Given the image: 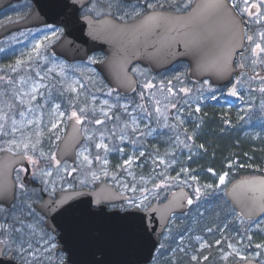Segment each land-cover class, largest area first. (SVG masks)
Listing matches in <instances>:
<instances>
[{
    "label": "rangeland",
    "instance_id": "1",
    "mask_svg": "<svg viewBox=\"0 0 264 264\" xmlns=\"http://www.w3.org/2000/svg\"><path fill=\"white\" fill-rule=\"evenodd\" d=\"M189 1L176 0L179 6L178 9H183L184 5L189 4ZM107 2L108 0H93L90 8L95 3L97 6L96 11L103 9L101 14H109L106 7ZM112 2L114 3L115 0H112ZM153 2L155 0H122L124 10L120 11L114 6L111 9V14L123 16L125 11H131V5L144 6L146 3ZM237 2L240 5L244 4L243 0H237ZM30 9L31 3L28 1L7 8L0 13V26L16 21L14 19L24 16ZM96 11L93 12L96 13ZM49 26L53 29H60L55 25L36 27L30 30L16 31L0 41V77L3 78L0 79V109L7 112L9 117L15 116L17 121L21 120L19 113L21 111L25 112L23 122L26 125L14 136H0V146H12L15 148V146L9 145L8 142L12 139L19 141L22 135L30 136L32 142L35 143L37 139L36 133L40 132V143L34 151L31 148L29 151L39 156L40 159H47L54 154L60 141L56 140V135L62 138L65 133L70 113L75 110L80 114L79 110L81 108L86 110L83 113L87 117L83 122L86 139L79 148L78 154L82 149L87 148L86 155L92 160V164L90 166L87 165L83 158L78 155V161L74 164L67 163L59 168H48L45 172L50 171L52 174L43 177L47 191L94 186L96 182L108 179L122 192L129 194L130 198H140L142 195L141 189H149V192L143 193V195L148 196L149 205L156 199L166 198V192L174 187L189 186L194 191L193 204L191 210L183 215L181 219L185 220L187 219L186 215H190L194 216V221L201 220L205 222L207 218H201L200 215L206 214L207 211H199L196 205L202 197L200 200H196L195 189L199 187L203 193V188L199 186V182L207 180L208 185H211L214 181H217V184L213 185L214 190L225 192L232 175L231 170L236 169L235 164L237 161L245 160L244 158L249 161H264V156L251 157L249 155L229 160L227 164L228 166L233 165V168L225 172L227 173L226 181L223 185H220L219 176L224 173L219 174L214 169L209 172L210 168H208V165L211 161L208 156L209 150H207L205 144L185 142L187 144L185 146L184 143L178 141L176 147V143L170 142L168 143L170 148L160 156L159 150H161L162 144L161 142H154L156 134L163 131V128L170 132L182 130L183 133L180 134L178 139H182L183 134L185 135L184 138L191 137L192 140H197V136H204V128L208 125L207 117L209 116L210 108H237L238 120H241L240 117L242 115L240 113L244 110L246 113H250L249 119H252L256 113L262 112L259 126L264 124V108H262L264 97L261 96L263 101L260 100L257 103V97L253 94L252 81L246 80L242 84L240 97H243V99H239L234 103L225 97V90L219 86L212 85V91L210 92L207 90V86H203L204 81L198 84L191 82L187 76L188 68L182 63L157 74L136 65L133 71L142 80L139 93L131 97H123L112 91V94L109 95L111 88L103 81L101 74L94 66L96 61L104 59L102 52H96L90 57L92 59L89 58L86 61L68 62L66 59L50 53V46L58 40L54 38L51 43H48L41 50L40 57L37 58L33 54L34 58L32 60L28 59V54L32 51L35 43L41 40L44 35L50 34L51 29ZM257 42L264 46V40H260L259 36L257 37ZM259 58L262 59V57ZM17 60L23 61L19 67L16 66ZM14 67L16 71H12ZM50 69L52 71H49ZM61 69L63 70V75H61ZM37 73H39V76ZM177 75L180 76L179 80L175 79ZM76 81L79 83H74ZM168 81H171V85L168 84ZM161 82H163V87ZM148 83H151L153 87H145ZM35 85L42 86L38 87L36 92H32V88ZM69 85L76 87L77 91L72 92L68 87ZM80 85H83V87L81 88ZM169 87L173 89L172 94L168 92ZM181 88L191 89V92L187 94L181 93L179 91ZM141 93H143V97ZM213 94L216 95V100L210 98ZM33 95L36 96L35 100L31 99ZM21 100L25 101V103L21 104ZM104 101H107V104ZM157 101L159 104H157ZM172 104H176L177 107L172 108ZM56 105H60L58 110L55 108ZM122 105H127V112L121 107ZM140 105L146 109V112L138 107ZM197 105L200 107L199 112L195 110ZM248 105H251L250 111H247ZM157 107L160 108V112L156 111ZM101 110L107 112L111 119L104 116ZM60 112L65 113V115L60 116ZM147 113H151V115L148 116ZM133 116L136 117L137 121L135 125L137 128L136 132L132 131ZM177 116L180 117L183 123L176 119ZM97 119L102 120L103 123L96 124L95 120ZM251 119L247 120V122L257 127L256 123H253ZM28 120H32L33 123L27 124ZM57 122V128L50 131L52 123ZM10 123L11 120L9 119L8 124L10 125ZM126 124L128 125L127 127H125ZM259 131L264 132V127L251 130L249 132L251 134L249 142L243 141V139L235 141V145L232 146L234 148L232 153H243L249 146H260L262 148L264 146V133ZM101 133H103V143L108 145L109 151L107 154H105L103 148H96V144L101 142ZM89 136L91 139H88ZM121 136L126 138L121 139ZM200 145H203V147H200ZM147 146L151 147L149 151ZM120 149H123V151H120ZM42 152L44 153L43 156L41 155ZM141 152L144 153L143 156L140 155ZM96 156H100L101 160L97 161L95 159ZM158 157L164 163H160V159H157ZM130 158H132V163L126 165L124 162ZM104 159H107V165L102 163ZM149 165L151 166L149 170L151 177L137 176L142 167ZM73 168L77 170L68 175V172H71ZM182 169L187 171H182ZM105 172L108 174L105 175ZM93 173L98 178L94 179ZM129 173H132V175H129ZM163 176L165 179L162 178ZM192 177H196V179L193 180ZM157 184H160L161 187L155 188ZM69 185H71L70 188L68 187ZM125 185H127V188ZM133 186H135V191H132ZM125 205L126 202L120 204L123 208ZM176 220L177 218L173 220L172 224ZM171 236L172 234L167 232L166 243L169 242L170 238H173ZM220 236H222L221 233ZM233 236L232 238L223 237V239L226 237L229 241L236 243H231L232 248L229 247L227 252L218 255L221 263L226 264L251 252H255L256 256L258 253L264 259V244L261 243L264 240V223L255 225L244 237L235 238L236 236ZM223 239L220 237L217 240L221 241ZM237 241H243L244 246L251 245L253 248L243 247L242 244L240 248ZM178 242L183 245L182 250H178V252H190L192 257L195 256L196 258L201 253L207 254V249L210 246V241L203 235L193 237L192 242L181 237ZM257 244L262 245V247L257 248ZM201 245H204V247H201Z\"/></svg>",
    "mask_w": 264,
    "mask_h": 264
},
{
    "label": "water",
    "instance_id": "2",
    "mask_svg": "<svg viewBox=\"0 0 264 264\" xmlns=\"http://www.w3.org/2000/svg\"><path fill=\"white\" fill-rule=\"evenodd\" d=\"M18 1L21 0H0V11ZM32 1V10L24 19L0 27V40L22 29L62 25L65 33L50 46V52L68 61H77L88 59L96 51H103L106 57L96 62L95 67L113 91L124 96L133 94L138 88V78L132 72L133 65L137 63L148 65L157 73L179 61H188V77L191 81L198 83L209 80L220 86L230 84L234 75L242 70L237 67L236 60L245 47L246 30L235 8L230 10L239 25L234 36L228 18L201 7L206 0H195L191 9L184 13L156 10L166 17L194 19L159 23H145V20L140 19L121 21L109 14L102 17L91 14L81 16L82 8L92 0ZM199 18L201 20H196ZM240 29L244 30L243 33ZM225 60L230 64V71L224 76H217L212 65ZM226 96L232 100L238 99L230 95L228 90ZM74 123V119H69L58 145L56 155L59 165L65 160L75 163L78 148L85 141L82 125L77 126L78 131H74ZM5 159H15V163L11 164L12 170L7 173L0 170V183L16 185L14 169L26 159L2 151L0 161ZM55 165L58 166L56 162ZM14 191L16 193V188ZM181 193L191 198L193 195L188 187H178L165 200H155L146 211L136 210L135 216H129L127 211L118 207L108 211L110 204L126 202L129 195L104 179L94 188L61 190L56 193V197L45 194L37 207L48 217V227L61 231L59 241L68 253L66 264H149L173 215L186 213L190 208ZM226 195L242 217L260 218L264 214V175L232 181L227 186ZM64 197H67L64 202L52 211L45 208L49 201H59ZM14 201L0 203L10 207ZM141 216L146 218L149 232L143 230L139 219ZM13 264L19 263L13 261ZM235 264L260 263L248 259Z\"/></svg>",
    "mask_w": 264,
    "mask_h": 264
},
{
    "label": "snow or ice",
    "instance_id": "3",
    "mask_svg": "<svg viewBox=\"0 0 264 264\" xmlns=\"http://www.w3.org/2000/svg\"><path fill=\"white\" fill-rule=\"evenodd\" d=\"M243 3L245 5V7H243L241 9L242 13H247L249 16H254L257 17L256 19V23H260L261 21H264V15L261 14V4H264V0H259L258 3H249V0H243ZM165 4H167L169 7H176L177 9L179 8V6L176 3V0H155V2L153 3H147L144 6L141 5H131V11H125L123 16H119V19H124L125 16L131 15V16H140L142 14V8L146 7L148 10H150V14L145 16V23H159L162 21H166L169 19V17H166L163 15V13L157 12V9H163L165 7ZM116 7L118 10L123 11L124 10V6L122 4V0H115V2L113 3L112 0H108V2L106 3V7L109 11V14H111V9L113 7ZM185 7H187V5H184ZM237 6V0H206V2L201 6L205 9H211L212 11L219 13L223 16H225L226 18H228L230 24L232 25L233 28V35L235 36L236 34V30L238 29L239 25L238 22L235 19V16L231 13V9L235 8ZM96 4H93V7L90 8L88 11H96ZM252 9H255V12L252 11ZM103 9H101L102 11ZM101 11H96L97 15L101 14ZM49 28L51 29L50 34L48 35H44L42 37L41 40H38L35 45L32 48V51L28 54V59L32 60L33 54H35V57H40V53L41 50L47 46L48 43H51L52 40L55 39H59V37L61 35H63V29H53L51 28V26H49ZM243 29H240V32L243 33ZM258 36L260 38V40H264V31H261L258 33ZM247 40L249 42H251L253 40L252 36H247ZM253 57H258L260 53H264V47H262L261 43L257 42L255 43V46L251 49ZM175 55H180V53H174ZM92 59V58H90ZM93 62H95L93 60ZM264 63V61H258L257 59L253 60V63ZM23 63V61L21 60H17L16 61V66L19 67L21 64ZM212 67L215 68L216 70V74L217 76H224L225 74H227L230 71V64L227 60H225L223 63H214L212 65ZM239 67H243V65H239ZM12 71H16V68H12ZM49 71H52L51 69ZM37 75L39 76V73H37ZM61 75H63V70L61 69ZM241 75H243V73H241ZM254 78L256 79H260L261 77H259V75L257 74V76H255ZM0 79H3L2 77H0ZM176 80L180 79V76L177 75L175 77ZM74 83H79L78 81L74 82ZM239 83V80H237V83L233 84L231 88L228 89V92L230 95L234 96V97H240V93L237 90V84ZM168 84L171 85V81H168ZM161 85L163 87V82H161ZM42 85H35L32 88V92H36L38 87H41ZM203 86H207V90L208 91H212V85L209 83L208 80L204 81V85ZM202 86V87H203ZM69 89L72 92H76L77 89L76 87L69 85L68 86ZM80 87L82 88L83 85H80ZM145 87L147 88H151L153 87V85L151 83H148L145 85ZM179 91L181 93H189L191 92V89L188 88H181L179 89ZM259 91H261L262 93H264V86H261V88L259 89ZM168 92L170 94L173 93V89L171 87L168 88ZM112 94V90H109V95ZM27 95V94H26ZM141 96L143 97V93H141ZM212 100H216L217 97L216 95H212L210 97ZM32 100L36 99V96L33 95L31 97ZM240 99H243V97H240ZM25 101L21 100V104H24ZM105 104H107V101H104ZM157 104H159V102L157 101ZM60 107V105H56L55 108L58 110ZM121 107H123L124 111L127 112V105H122ZM141 108L142 111L146 112V109L143 108L142 105L138 106ZM172 108H176V104H172L171 105ZM229 107H231V105H229ZM262 108H264V104H262ZM197 112L200 111V107L199 105H197L196 109ZM251 110V105H248L247 111ZM86 110L84 108H81L79 110V113L75 110H73L70 114L69 119H74L75 123L73 125L74 131H78L77 126L82 125L83 122L87 119L86 116L83 115V113ZM95 111V110H93ZM103 112V110H101ZM157 112H160V108L157 107L156 108ZM21 120L17 121L15 116L9 117L7 112H4L2 109H0V136H9V135H15L18 131H20L21 128H24L26 125L23 122V118L25 116V112L21 111L19 113ZM60 116H64L65 113L60 112L59 113ZM103 115L106 116L108 119H111L110 116H108L107 112H103ZM148 116L151 115V113H147ZM9 119L11 120L10 125L8 124ZM177 120H179L181 123H183V121L180 119L179 116L176 117ZM241 120H244L245 117L241 116L240 117ZM33 121L32 120H28L27 124H32ZM37 123H39V121H37ZM96 124H102L103 121L102 120H95ZM137 121H136V117L133 116L132 118V131L136 132L137 128L135 127ZM225 123H230V121H225ZM6 126H7V130H6ZM58 126V122L57 123H52L51 125V130L56 129ZM128 125L126 124L125 127H127ZM150 134V133H149ZM37 139L36 142L33 143L30 136H23L21 137V139L19 141H17L16 139H12L10 140L8 143L9 145H13L15 146V151L13 149L12 146L7 147L6 149H0V151H7L9 153H12L13 157H18L19 159H27L30 163L32 164H36L37 161L33 159L32 156H30L28 154L29 149L31 148L33 151L36 149L37 145L40 143V136L41 133L37 132L36 133ZM126 137L121 136V139H125ZM61 137L59 135H56V140H60ZM88 139H91V137L89 136ZM189 139H191V137H189ZM181 143H183V141H181ZM187 146V145H185ZM200 147H203V145H200ZM96 148L100 149L103 148L105 151V154H107V152L109 151L108 149V145L103 143V133H101V142L96 144ZM120 151H123V149H120ZM87 153V148L82 149L81 152L78 154L80 157L83 158V161L87 164V165H91L92 164V160L89 158L88 155H86ZM41 155L43 156L44 153L42 152ZM141 156L144 155L143 152L140 153ZM52 159L55 160V154H52ZM95 159L97 161L101 160L100 156H96ZM157 159H160L159 157ZM15 163V159H5L4 161H0V170L4 171L5 173L11 171V164ZM102 163L104 165H107L108 161L107 159H104L102 161ZM126 165H130L132 163V158H130L129 160H126L124 162ZM160 163H164V161L162 159H160ZM56 164L59 165V161H56ZM77 169L73 168L71 170V172H68V175H71L72 172H75ZM27 169L24 168H20L18 170V174L16 177L17 180V184L16 185H10L7 182H3L0 183V198H3L2 201L0 202H7L9 200H13L16 198V193L14 191V188L18 187L20 190L21 194H25L26 193V187H25V183L21 180L20 176H19V172H26ZM65 171H67V169H65ZM182 171H187L186 169H182ZM212 169H209V172H212ZM52 173L49 172H45L42 173V175L45 176H50ZM105 175H107L108 173L105 172ZM33 175L35 176V173H33ZM93 178L96 179L98 177H96L95 173L92 174ZM129 175H132V173H129ZM226 177H227V173H224L222 175L219 176V184L223 185L226 181ZM134 178V177H133ZM143 179V178H141ZM193 180L196 179V177H192ZM69 188L71 187V185L68 186ZM125 187L127 188V185H125ZM161 185L157 184L155 185V188H160ZM205 189H212L213 186L212 185H205L204 186ZM45 191H47V188H45ZM54 191V189H53ZM132 191H135V186H133ZM150 190L147 188H143L141 189L142 195L140 198H136V197H131V198H126V205L122 210L127 211L129 216H135L136 215V210H144L146 211L148 208V196L147 195H143V193H147ZM211 192H204L202 193L201 188L197 187L195 189V198L196 200H200L202 195H211ZM78 195V194H77ZM181 197L182 198H186L187 199V203L189 205L193 204V198L191 197H187V195L185 193H181ZM67 197L62 198L59 201L56 200H52L49 201L48 204L45 205V208L48 211H52L55 207H58L60 204H62L64 202V199ZM29 209L31 211V206L29 205ZM13 210H15V205H13ZM0 211H3L2 208H0ZM47 214V213H46ZM16 220H18L19 218L16 217ZM54 219V217H53ZM141 224H142V228L145 232H149V224L147 223V220L145 217L141 216L139 217ZM22 223V221H21ZM9 225L6 224H0V229H3L4 231L2 233H0V235L4 236L5 238L0 239V264H13V257L21 254V253H25L27 252L29 256H31L34 260H38L39 259V255H42L39 252V249L35 250V251H29L30 249L33 248V245L31 242H27V248L24 247L25 241L22 238V230L19 228H15L12 227V231L16 232V233H21V238L19 240V247H14V245L16 244L15 240H10L8 238V229ZM31 227V226H30ZM54 231V229H53ZM209 231H211V229H209ZM54 239V237H49V240ZM197 239H199V237H197ZM249 239H251V237H249ZM44 243H48V241H44ZM217 244L220 243V241H216ZM161 247H163V245H161ZM201 247H204V245H201ZM230 248H232L233 246L230 244L229 245ZM257 248L262 247V245L257 244L256 245ZM51 248H56L55 244L51 245ZM235 251V249H233ZM239 255V253H237ZM257 255H259L257 253ZM244 257H241V259H243ZM193 260H196V257L193 256L192 257ZM205 259H207V257H205Z\"/></svg>",
    "mask_w": 264,
    "mask_h": 264
},
{
    "label": "flooded vegetation",
    "instance_id": "4",
    "mask_svg": "<svg viewBox=\"0 0 264 264\" xmlns=\"http://www.w3.org/2000/svg\"><path fill=\"white\" fill-rule=\"evenodd\" d=\"M26 1L31 3V9H32V5H33L32 0H21L19 2L13 3L11 6L18 5ZM194 1L195 0H190L187 7H184L183 9L169 7L167 4H165V7L163 8V10H170V11H174L178 13H184L192 7ZM258 2L259 0H249V3H258ZM92 3H93V0L90 4L82 8L80 12L81 16L91 14V15L100 17L104 15V14L97 15L93 11H88ZM243 7H245L244 4L240 5L239 2H237V6L235 7V9L240 15L241 20L244 21L246 35L252 36L253 40L249 42L246 39L244 50L238 55L236 64L238 67L239 65H243V67H240L242 68V70L238 75L235 76V80H236V83H237V80H239V83L237 84L239 93H240V88L242 84L246 82V80L252 81L253 82V94H255L257 92L258 87L264 86V63L257 62L254 64L253 60L257 59L258 61H264V53H260L258 57H253L251 49L255 46L258 33L261 31H264V21H261L260 23H256L257 17L249 16L247 13L241 12V9ZM6 9L1 10L0 13ZM263 9H264V4H261V10H260L261 14L263 12ZM252 11L255 12L253 9ZM29 12H27L24 16L16 18L14 20H20L24 18ZM149 13H150V10H148L146 7H143L142 14L140 16H125L124 19H119L118 17L120 15H117L114 13H112V15H114L117 20L131 21V20H139V19L145 20V15ZM262 15H264V13ZM168 20H194V19H190L187 17H169ZM196 20H201V19L199 18ZM57 27L60 29H63V34L65 33L64 26L60 25ZM60 37H62V35ZM262 47L264 46L262 45ZM259 57H262V59H260ZM76 62H79V61H76ZM181 63L184 64L189 69L190 66L187 61H180L176 63L174 66L176 65L178 66ZM136 65L141 66L145 70H148L149 72L152 73V70L150 69L149 66L142 65L140 63L135 64L133 66V69ZM241 73H243V75H241ZM257 74L259 75V77H261L260 79L254 78L255 76H257ZM137 77L139 79V90H138V93H139L141 86H142V80L138 75ZM229 87L230 86L227 85V86H222L221 88H223L226 92V90ZM256 97H257V103H259L260 100L263 101L262 97L260 96H256ZM7 147L8 146H5V147L0 146V149H6ZM13 149L15 151V148ZM1 153L2 151H0V155ZM28 154L32 156L33 159L37 161V163L32 164L26 159L24 163L17 165L14 169L15 180L18 174V170L20 168L27 169L26 172H19V176L21 180L25 183V187L27 191L25 194H21L19 188L16 187V200L14 201L12 206L8 207V205L4 203H0V208L3 209V211H0V224H6L9 226L21 229L22 238L25 241L24 247L27 248V242H31L33 245V248L30 249L29 251H35L39 249V252L42 254V255H39L38 260H34L31 256L28 255L27 252H25V253H21V254L14 256L13 261H16L19 264H66L68 261V253L65 250H63V247L61 246V243L59 241L61 231L60 230L53 231V229H50L48 227L47 225L48 218L40 209H38L37 204L43 199L45 194H51L52 196H55L57 191L64 190V189H56L54 191H45L46 184L43 178L45 177V175H42V173H45V170H47L48 168H52V167L59 168L62 165L70 163V162L66 160L60 166H55V162L57 158L56 150L54 152L55 160L52 159V155L48 157L47 159H40L39 156H36L31 151H29ZM256 166L264 168V161H238L235 164L236 169L231 170L232 175H231L229 182H232L236 179H240L243 177H249V176H254V175H264V170H254L253 169V167H256ZM231 168H233V165L228 166V169L225 172H227ZM33 173H35V176L33 175ZM17 183L18 182L16 180V184ZM94 186H81V187L93 188ZM74 188H77V187H74ZM13 205H15V210H13ZM29 205L31 206V211L29 209ZM114 207L115 205H110L108 208V211H113V209H115ZM120 209L122 210L123 207L120 206ZM122 211H125V210H122ZM230 213L234 214L235 217H231V218L223 217L221 219L222 223L224 224L222 239L224 236L232 238L234 237L233 235L236 236L235 238L244 237L249 232L250 229L252 230V228L255 225H258L259 223H264V214L258 219H247L245 217H242L240 214H238L237 211H231ZM16 217H18L19 219L16 220L15 219ZM12 227H9L8 229V238L10 240L16 241V244L14 245V247H19V240L21 238V233L13 232ZM3 231H4L3 229H0V233H2ZM229 231L231 232V234H229ZM49 237H54V239L49 240ZM3 238L5 237L0 235V239H3ZM44 241H48V243H44ZM237 242L240 248L242 247V245L243 247H246V248H253L251 245L244 246L243 241H237ZM231 243L235 244L236 242H231L226 237L225 239L221 240L219 244L215 242V245H217L218 249L220 250V255L227 252V250L229 249V245ZM261 243L264 244V240L261 241ZM52 244H55L56 248L54 249L51 248ZM255 254H256L255 252L253 253L251 252L248 255L244 256L243 259L238 258L234 261L231 260L226 264H235L237 262H244L248 259H255L260 264H264V259L259 255L256 256ZM215 259L217 260V263H214V264H223L220 262V256L216 257Z\"/></svg>",
    "mask_w": 264,
    "mask_h": 264
},
{
    "label": "trees",
    "instance_id": "5",
    "mask_svg": "<svg viewBox=\"0 0 264 264\" xmlns=\"http://www.w3.org/2000/svg\"><path fill=\"white\" fill-rule=\"evenodd\" d=\"M104 81V80H103ZM105 82V81H104ZM260 87H258L257 92L254 94L255 96L264 97V93L259 91ZM237 108L235 109H213L210 108L208 118V125L204 128V136H197L196 139H189V137L184 138V134L182 139L178 137L183 133L182 130L178 131H169L166 128H163V131L158 132L156 135V139L154 142H161V150L160 156L170 148V142L176 143L178 141H183L185 145L186 143L198 144L203 143L207 146V150H209V160L211 161L208 165V168L214 169L218 171L219 174L224 173L228 169L229 160H233L235 158H242L246 155L249 156H264V146L261 148L260 146L247 147V150L240 154L232 153V146L235 145V141L238 139L249 142V138L251 134L249 133L251 130H255L259 127H264V124L259 126L260 117L263 114L262 112L256 113L254 117L251 119L255 125L249 124L250 113H246L245 110L240 113V115L244 116V120H238ZM240 112V111H239ZM257 117V118H256ZM225 121H230V123H225ZM264 133L263 131H259ZM172 133V137H171ZM186 142V143H185ZM198 142V143H197ZM148 151L151 149L150 146H147ZM241 161H249L246 158ZM256 161V160H252ZM149 164L148 161H146ZM150 165L142 167L141 171L137 173L139 177H151L152 175L149 173ZM254 170H264L262 167H253ZM162 178L165 179L163 176ZM207 180H202L199 182V186L203 188L204 192H211V195H202V199L196 205L200 210H206V214H201V218H207L205 222L201 220L194 221L193 217L190 215H186L185 220L181 219L183 215H177V220L174 224L171 223L168 232L172 234L169 239V242H165V237L163 238V247H160L156 254V260L154 264H213L216 261L218 246L215 247V241L220 238L221 230H223L224 224L221 219L235 217L234 214L230 213L231 211H235L230 201L227 199L225 192L215 191L214 187L212 189H205V185H208ZM175 183V182H174ZM217 181H214L213 185H216ZM171 186V185H170ZM174 186V184H173ZM171 190V189H170ZM169 190L166 192L168 194ZM195 206V205H194ZM192 208V207H191ZM199 214V213H198ZM210 215V216H209ZM236 215V214H235ZM185 217V216H184ZM211 229L212 232H209ZM229 234L231 232L229 231ZM197 235H203L208 239L212 245L207 249L208 252L199 254L196 260L192 259V254L190 252H178V250H182L183 245L178 242V239L184 237V239L192 242L193 237ZM172 253V254H171ZM209 253V254H208ZM207 257V259H205Z\"/></svg>",
    "mask_w": 264,
    "mask_h": 264
}]
</instances>
